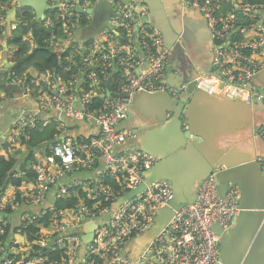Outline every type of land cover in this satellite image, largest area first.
Wrapping results in <instances>:
<instances>
[{
    "label": "built area",
    "instance_id": "2783aa9c",
    "mask_svg": "<svg viewBox=\"0 0 264 264\" xmlns=\"http://www.w3.org/2000/svg\"><path fill=\"white\" fill-rule=\"evenodd\" d=\"M176 1L198 10L211 34L214 71L200 77L199 85L208 94L246 105L262 99L254 85L264 70V21L260 16L251 15L245 29L238 27L233 14L223 13L226 0ZM49 4L57 7L61 19L75 17L77 6L83 10L92 6L89 0L83 6L76 0H49ZM237 10L254 13L260 9L242 5ZM4 12L0 7V27ZM115 13L112 25L126 44H114L111 32L105 36L106 44L90 53L71 46L68 66L63 69L66 80L47 72L25 86L34 107L17 112L10 135L15 139L50 122L56 132L48 145L33 152L30 170L35 180L0 189V264H219V236L213 226L229 229L239 208L235 190L225 199L218 195L214 176L198 185L194 203L177 210L136 257L127 252L132 241L153 227L158 211L170 206L173 191L168 182L157 181L113 208L121 197L144 184L146 172L156 163L154 157L127 146L136 133L120 127L127 119L130 101L118 95L165 92L179 99L186 88L174 89L165 83L169 52L160 33L148 23L142 0L118 3ZM16 25L17 21L12 31ZM246 32L255 37L244 40ZM26 38L33 44L30 35ZM114 73L121 79L117 94L110 93ZM11 85H24V78H15ZM86 124L93 131L78 129ZM257 162L264 176V156ZM78 191L86 194L90 206L83 201L68 206ZM7 211L16 216H8ZM9 227L17 228L16 233L4 238ZM89 227H93L92 236L84 244Z\"/></svg>",
    "mask_w": 264,
    "mask_h": 264
},
{
    "label": "water",
    "instance_id": "95a60500",
    "mask_svg": "<svg viewBox=\"0 0 264 264\" xmlns=\"http://www.w3.org/2000/svg\"><path fill=\"white\" fill-rule=\"evenodd\" d=\"M81 1L83 0H79L78 5ZM142 2L148 7V17L152 27L160 33L169 52L170 65L166 71L165 83L174 89L185 87L186 92L179 99H173L165 92L137 93L131 97L126 94L118 95L130 100L129 113L133 112V107L138 98L149 104L150 107L147 106L148 112L150 109L154 111V119L146 125L152 127L150 129L152 131H144L145 133L143 132L138 144L142 152L156 159V163L146 172L144 184L121 197L113 205V208L116 209L122 203L136 197L148 185L157 181L168 182L173 191V200L170 206L163 207L158 211L153 227L142 237L132 241L127 251L129 248L132 250L131 258L137 256L167 226L177 210L194 203L198 185L214 176L218 195L225 199L230 190H235L237 192L236 203L240 208L239 215L229 229L222 230L213 226L215 234L219 236L218 249L221 264H264V200L258 202L261 200L258 194H254L253 200L248 203L239 199L240 195L244 197L247 188L251 189L249 185L252 183L254 187H257L258 184L264 186V176L261 175L257 162V159L263 156H249L243 161H231L213 151L217 139L203 126L201 123L202 116L200 117L198 111L199 103L211 102L215 98H211L212 96L203 91L199 85L200 77L212 73V54L211 64L208 63L207 67L200 70L204 72L196 70L198 62H195L193 67L190 66L189 62H187V66L182 64L179 68H173V64H171L175 50L183 49L190 55L188 49L195 44V38L198 39L200 35L199 30H195L197 28L195 25L199 23H194L192 30L188 29L186 36H182L179 30H183L185 27L183 26L184 19L180 20L181 22L178 24L180 26L177 25L178 29L175 30L170 27L162 11L160 15L155 12L156 7L162 8L160 2L166 5L171 0H142ZM48 3L49 0H17L16 6L11 10L12 16L18 10L30 9L38 21H43L46 11L53 8L57 9ZM118 3L126 5L129 0H96L90 9L83 10L77 6L73 12L78 15L90 16L92 19L101 14L103 10L112 13ZM168 10L167 8L166 13ZM258 14L264 16V9L260 10ZM12 21L7 22L9 29ZM203 25L211 38L205 21H203ZM198 40L201 41L200 38ZM6 67L8 68V64ZM263 75L264 70L256 76L258 81ZM151 132L162 141V146L148 139V134ZM179 161L186 163V165L190 163L191 166L177 167ZM92 229L93 227L87 229L89 232L84 237V243L90 240Z\"/></svg>",
    "mask_w": 264,
    "mask_h": 264
},
{
    "label": "crops",
    "instance_id": "0c3cea01",
    "mask_svg": "<svg viewBox=\"0 0 264 264\" xmlns=\"http://www.w3.org/2000/svg\"><path fill=\"white\" fill-rule=\"evenodd\" d=\"M15 4L11 3L10 7H12L13 9L16 6ZM48 5L51 4L48 3ZM160 5L162 6L161 9L155 6L156 7L155 12L158 15H160L162 11L168 23L170 17L175 15L178 16V22H180L181 19L182 20L184 19L183 26H186L188 27L189 30H191L194 23H199L201 21L203 24V21H205L198 10L189 7H182L177 3L176 0H171V2H169L166 5L160 2ZM242 5H249V4L246 3V0H226V3L223 6L222 11L223 13L233 14L237 19L238 27L247 29L250 20L252 18L251 15L255 14L258 16L259 14L257 13L259 11L254 13H247L237 10V7ZM145 8L149 15L148 7L145 6ZM167 8L169 10L166 13ZM11 10L10 11L7 10L6 12H4V14H2L3 17L2 27L4 26V33L6 35L12 31V26L13 24L16 23L17 20L16 16L18 13L20 14L18 10L15 13V15L12 16ZM28 10L30 11V13L34 14L33 11H31L30 9ZM115 16L116 13H114V10L112 11V13L107 10H103L101 14H98L97 16L93 17L94 22L95 21L96 22L93 23L92 25L90 24L91 26V27L89 26L90 28L87 26H86L87 29L86 27H82L78 29L76 28V30H74L71 34H69L68 37L70 39V42L77 44L79 48L85 49L88 53H90L95 49V47H101L106 44L107 39L105 37L106 34L104 33H106V31H110L113 32L114 34L113 43L118 45L122 44L123 40L120 36V33L116 32L117 30L114 26L112 27V20ZM259 16H260V20L264 21V16L261 15ZM147 20L148 23L151 24L149 17ZM8 21H12L10 25V29L7 26ZM108 27H110V29H108ZM254 37L255 34L253 32H246L243 36V39L250 40L253 39ZM198 39L195 38L194 40L195 44L193 46L195 47L192 46L189 47L188 49L191 50L190 54L192 53V56L190 58H188L189 54L187 53V51H185L182 54H179L178 50H175L173 52L171 58V64H173V68L174 67L179 68L182 66V64L184 66H187V62H189L190 66L193 67L192 65H195V62L196 63L198 62V65L196 64V70L199 72H204V71H200L202 70L201 68L207 67L208 63L211 64L210 60H207L208 61L207 63L201 60L200 46L202 41H199ZM24 40H26L29 43V39L24 38ZM211 41L212 38H210V42ZM0 44L1 47L3 48V52L1 55H5L3 56V58L2 56H0V67L2 66L6 67V64L10 66V64L7 62L5 53L10 54L11 53L10 51L12 49L10 47H6L5 39L0 40ZM29 45L33 47V44L29 43ZM53 46L55 47L56 50L60 49V46L58 44H54ZM168 65H170V61ZM213 71L214 69L212 67V72ZM35 77L36 75L33 74L32 79ZM254 85L257 87L258 91L263 96V98L255 100L251 105H246L227 97L208 94L201 87L202 90L205 91L209 96H212L211 98L215 97L214 99L211 100V102L208 101L203 104L199 103L198 111L200 117L202 116L201 123L217 139L213 151L220 153V155H222L225 158H228L231 161H243L249 156H254V157L264 156V138L261 137V131L263 130L264 127V75L260 78V81H258V79L255 77ZM147 106H149L147 102H145L143 99L138 98L136 104L133 107V112L129 113L128 111L127 119L120 126L121 128L128 130L130 129L136 133V138L128 142L127 146L129 147H134L139 149L138 143L140 141L141 136L143 135V132L152 131L150 130L152 129V127L146 125L151 123V121L154 119L155 113L152 109H150V111L148 112ZM31 107H34V102H32V97L31 95L27 94L26 90L18 98H14L11 101H3L0 103V146L2 143L8 141H10L11 143L13 142L14 144L15 139L8 132L10 128V124L13 118L16 116L17 112H19L22 108H31ZM129 109H130V105H129ZM13 114L14 117H12ZM4 123L6 124V130H4L2 126L4 125ZM78 129L84 132L93 131L90 124H86L83 126L80 125ZM136 129L139 130L136 131ZM150 134H148V139L153 143L162 146V141L158 137L153 135L152 132ZM17 147H19V145ZM0 155H4L2 151H0ZM21 162L22 159L20 160V163ZM181 166L187 167V166H191V164L187 163L186 165V163H180L179 161L177 167H181ZM24 174H25L24 172H20V173L18 172L16 173L15 177H23ZM27 183L28 181L21 182V184L23 185ZM9 185L6 187L7 189L5 188V190H9L10 188ZM249 187L251 189L247 188L244 197L243 195H240V197L238 196L239 199L243 200L244 203H248L253 200L252 196L254 194H258V196L261 199L258 202L264 200L263 185L258 184L257 187H254L252 183V185H249ZM239 213H240V208L234 220H236ZM87 229L85 230L86 235L87 232H89L87 231ZM127 252H129L130 254L129 256L131 257L132 250H130L129 248Z\"/></svg>",
    "mask_w": 264,
    "mask_h": 264
},
{
    "label": "trees",
    "instance_id": "16d2710c",
    "mask_svg": "<svg viewBox=\"0 0 264 264\" xmlns=\"http://www.w3.org/2000/svg\"><path fill=\"white\" fill-rule=\"evenodd\" d=\"M13 0H0V7L11 10L10 4ZM246 3L264 9V0H246ZM52 7H54L52 5ZM17 14V25L14 31L7 35L4 33V26L0 27V40L5 39L6 47L12 50L10 54H6L7 62L10 66L0 67V103L3 101H11L18 98L25 92L26 84L32 79V74L41 76L47 72L61 75L64 80L68 75L63 76V69L68 66L67 59L71 55L70 48L77 44L70 42L68 37L69 31H74L76 28H82L89 23L88 16L78 15L69 19H61L59 17L60 11L56 8L45 12V20L38 21L34 14L30 13L28 9L19 10ZM4 14V13H3ZM73 26L74 29L72 28ZM28 35L33 40V47L24 40ZM122 44L127 41L122 39ZM58 44L60 49L56 50L53 46ZM59 48V47H58ZM15 49V50H14ZM0 52L3 48L0 44ZM62 52H64L62 54ZM60 62V66H59ZM11 69V71H10ZM24 77V86H12L11 82L15 78ZM114 81L110 85V93L117 94L121 89V79L119 73H114ZM97 102V100H96ZM24 109V108H22ZM56 132V126L50 122L45 127L41 125L33 130H27L21 133L15 142H4L0 146V151L4 155H0V189L3 190L9 184L19 186L22 181L32 182L35 180L36 174L31 172V164L33 162V152L42 146L48 145L52 141V137ZM84 138V137H82ZM19 145V147H17ZM48 153L46 152L45 155ZM22 162L20 163V160ZM24 172L23 177H15L16 173ZM80 201L90 206L91 202L82 191H78L74 198L71 199L68 206H73ZM62 202L57 203V207L61 208ZM8 216L14 212H5ZM16 216L14 213L13 217ZM15 225V223H13ZM10 229V227H9ZM16 229L5 231L4 238L12 236L16 233ZM51 258H58L57 254H51Z\"/></svg>",
    "mask_w": 264,
    "mask_h": 264
},
{
    "label": "flooded vegetation",
    "instance_id": "af4514ba",
    "mask_svg": "<svg viewBox=\"0 0 264 264\" xmlns=\"http://www.w3.org/2000/svg\"><path fill=\"white\" fill-rule=\"evenodd\" d=\"M77 1V4H78V2H79V0H76ZM95 1L96 0H89V3L91 4V5H93L94 3H95ZM84 3H85V0H83V1H81L80 3H79V5L80 6H83L84 5ZM116 6V5H115ZM114 13H115V8H114ZM77 15L78 14H76L75 15V17H77ZM94 18H92V20H91V18H90V16H88V21H89V23L87 24V27H89L90 26V24L91 23H95L94 22V20H93ZM181 22V21H180ZM179 24V22H178V16H171L170 17V20H169V25H170V27L172 28V29H175V30H177L178 29V27H177V25ZM178 26H180V25H178ZM197 28L195 29V30H199V32H200V35H199V38H200V40L202 41V43H201V46H200V48H201V53H200V55H201V60L203 61V62H205V63H207L208 61L207 60H211V42H210V36H209V34H208V32L206 31V29H205V27H204V25L203 24H201V21L199 22V24H197V25H195ZM203 26V27H202ZM86 27V26H85ZM86 27V28H87ZM112 27H113V25H112ZM117 30V29H116ZM192 30V29H191ZM190 30V31H191ZM118 31V30H117ZM116 31V32H117ZM187 31H188V27H184V29L183 30H179V32H181V34H182V36L183 35H185L186 33H187ZM119 32V31H118ZM111 32L110 31H106V33H104V34H110ZM112 35L114 36V34L112 33ZM186 36V35H185ZM184 36V37H185ZM185 39H186V37H185ZM114 40V39H113ZM113 40H112V42H113ZM74 44V43H73ZM192 47V46H191ZM77 49H81V48H77ZM190 49H193V48H190ZM178 53L179 54H182V53H184V51H183V49L181 50V49H178ZM189 52H191V50H188ZM192 56V53L189 55V57L188 58H190ZM169 58V57H168ZM168 69V68H167ZM219 264H221V262H220V260H219Z\"/></svg>",
    "mask_w": 264,
    "mask_h": 264
},
{
    "label": "rangeland",
    "instance_id": "374dc122",
    "mask_svg": "<svg viewBox=\"0 0 264 264\" xmlns=\"http://www.w3.org/2000/svg\"><path fill=\"white\" fill-rule=\"evenodd\" d=\"M2 53L0 52V56H2V58H3V56H5V55H1ZM33 75V74H32ZM24 78V77H23ZM1 82H4L3 80H0ZM12 117H14V114H13V116ZM3 126V129L4 130H6V124L4 123V125H2Z\"/></svg>",
    "mask_w": 264,
    "mask_h": 264
},
{
    "label": "clouds",
    "instance_id": "9594fccd",
    "mask_svg": "<svg viewBox=\"0 0 264 264\" xmlns=\"http://www.w3.org/2000/svg\"><path fill=\"white\" fill-rule=\"evenodd\" d=\"M259 9L262 10L261 8H259ZM260 10H259V11H260Z\"/></svg>",
    "mask_w": 264,
    "mask_h": 264
}]
</instances>
